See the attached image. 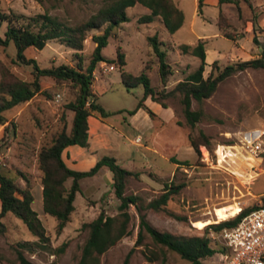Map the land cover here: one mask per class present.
<instances>
[{
    "label": "rangeland",
    "instance_id": "rangeland-1",
    "mask_svg": "<svg viewBox=\"0 0 264 264\" xmlns=\"http://www.w3.org/2000/svg\"><path fill=\"white\" fill-rule=\"evenodd\" d=\"M174 1L186 19L184 26L174 36L169 34L160 17L151 24L140 23L139 20L151 12L142 5H136L128 10L130 21L112 30L109 44L102 54L107 60H114L120 47L127 58V71L140 75L148 67L146 73L152 86L168 105V109L155 108L159 114L154 112L157 115L155 120L150 117L148 120L143 114L135 118L136 127L141 130V137H137L136 141L140 148L136 153L135 166L129 167L127 163L120 165L132 168L139 173V177L129 180L126 195H138L144 203H148L160 197L166 185L185 183L187 186L174 195L167 206L170 213L183 220L166 212L151 210L146 212L148 220L160 232L175 236H203L207 227L199 230L193 225L195 221L211 220L213 223L210 225L221 224L224 221L218 222L214 214L216 208L232 204L248 209L255 207L264 197V154L261 159H252L249 164L242 159L235 170L242 175V172L245 174L248 171L247 166L257 165L256 173H250V177L246 178L233 176L218 169L217 165L203 162L201 150L197 153L191 147L189 137L198 138L203 132L210 137L215 150L218 145H237L244 136L252 134L253 137V133L264 130V69H248L222 82L216 93L205 102L203 120L192 128L183 113L182 96L175 89L180 81L198 69L200 60L191 54H183L180 46L196 45L198 36L205 34L207 37L203 41L210 53L209 58L213 59L217 53L223 56L216 60L221 70L228 65L259 59L261 49L254 43V38L264 45V0H250V4L242 2L239 7L234 4L207 7L203 2L201 10L199 2L195 0ZM106 5L107 0H47L43 5L35 0H0V12L26 13L29 15L27 17L47 12L59 22L73 27L88 21ZM194 17H199V20L192 26ZM8 25L5 22L0 29L1 38H5ZM106 27L89 33L82 54L58 41H52L44 50L30 52L29 57L33 59L34 56L41 69L76 66L77 55H81L85 66H88L96 47L92 37L103 34ZM220 27L234 40H240L239 44L225 38L221 32L223 37L215 36ZM155 36L163 43L162 50L167 53V62L173 73L166 84L160 77L159 58L148 42L149 37ZM17 52L13 43L8 47L0 46V82L4 70L20 80L34 81L33 66L20 64ZM101 66L102 63H99L96 70ZM115 67L113 72L98 71L97 79L93 77L92 92L97 103L112 113L107 121L132 132L124 119H130L129 112L136 109L144 95V88L127 89L122 82L120 68ZM212 71L210 64L204 76L209 77ZM218 74L219 71L215 69L214 76ZM39 82L40 93L31 101L5 113L10 117L17 111L21 117L18 122L7 119L8 126L0 130V173L23 187L27 186L24 179L29 181L36 198L33 207L46 229L49 247L57 249L67 245L60 256L33 246L25 250V257L33 264H79L90 233L85 225L94 221L102 211L109 216L119 215L120 201L115 195L111 172L107 169L109 174L101 173L80 182L81 193L75 201L76 209L71 222L61 234L57 232L56 219L44 213L39 153L64 130L71 132L74 113L66 106L76 101L78 88L50 77H41ZM193 109H200L196 102ZM180 163L188 164L181 166ZM71 185L72 179L68 180L66 187L69 189ZM130 214L131 234L104 254L101 264H190L177 253L155 244L146 232L143 233V243L138 245L140 215L134 206L130 208ZM2 221L5 232L0 233V256L4 257V262L0 264H19L18 244L37 243L38 239L13 214H7ZM203 264H224L222 253L205 260Z\"/></svg>",
    "mask_w": 264,
    "mask_h": 264
},
{
    "label": "trees",
    "instance_id": "trees-1",
    "mask_svg": "<svg viewBox=\"0 0 264 264\" xmlns=\"http://www.w3.org/2000/svg\"><path fill=\"white\" fill-rule=\"evenodd\" d=\"M39 4H44L47 0H35ZM242 2L250 4V0H219V5L234 4L240 6ZM142 5L150 10V14L143 16L139 21L142 24H151L157 17L162 19V23L170 35L176 34L185 24V14L177 6L174 0H107V5L99 12L92 16L88 21L68 27L59 22L56 18L51 17L47 12L33 17L25 15L0 12V29L7 22L8 29L5 38L0 37V46L8 47L14 44L18 50L17 61L26 66H33L35 79L27 82L18 79L8 70L2 71V80L0 82V124L6 123L5 113L31 101L38 93L41 92L40 78L50 77L59 82H68L78 88V95L75 102L66 106L67 110L74 113L72 130L67 133L64 130L52 142L50 146L44 147L39 153V166L43 173V210L48 216L57 221V232L61 234L67 225L71 222L74 213L75 201L77 195L81 193L80 182L83 179L96 176L102 168L107 167L112 174L113 187L115 195L120 201L119 215L109 216L102 211L99 216L85 228L89 229V237L83 247L82 256L79 264H101V259L111 248L116 246L124 237L131 234L130 208L134 206L140 215V232L137 244L143 243L146 232L155 244L167 248L177 253L182 259L190 264H203L207 259L221 253L209 237L210 230L220 232L224 228H230L237 225L245 216L251 213L256 207L243 209L242 212L230 221L221 224L209 225L203 236H175L170 233H164L157 230L151 225L146 212H166L179 220L182 218L170 213L167 209L169 201L174 195L179 194L187 185L181 183L178 185H166L163 194L157 199L144 203L138 195H126L127 184L130 179L139 177V173L129 171L122 167L116 158L105 156L101 158L96 166L87 172H79L70 169L64 159L63 152L70 146H80L87 148L89 146V122L92 115H98L102 118H108L112 113L105 110L96 101V96L92 92L93 73L99 63L115 64L120 68L122 82L127 89L144 88V95L139 101L135 110L129 114L134 116L141 109L147 112L152 120L157 116L151 109L146 106V100L160 104L164 109L168 105L160 99V95L152 86L151 79L146 73V69L140 75H134L125 69L126 57L121 48L117 49V57L114 60H107L102 51L109 44L112 36V30L119 28L121 25L128 23L130 17L128 9ZM203 6V0H199V10ZM107 26L103 34L94 35L93 42L96 44L91 61L85 66L84 59L77 55L76 66H60L51 69H41L35 59H29L25 52L30 48L42 51L48 43L58 41L62 45L82 54L85 42L92 31H101ZM224 37L229 40L234 38L219 28ZM154 53L159 58L160 77L164 84L167 83L169 76L173 73L171 66L167 62V53L162 50L163 43L155 37L148 38ZM254 43L261 49V57L255 60L242 61L237 64L228 65L223 70L219 69L218 61H214L212 73L205 77L204 73L207 63L206 42L199 40L193 45H181L180 51L187 55L200 60L198 69L189 74L184 80L180 81L175 89L182 96L184 107V116L190 127H195L203 120L205 102L210 99L218 90L219 85L233 75L244 72L248 69H264V45ZM217 69L219 74L214 76ZM196 102L200 107L199 110L193 109ZM191 147L197 152L205 146L209 149L212 158L215 157L214 147L211 139L205 133L201 132L198 138L189 137ZM188 163H180L185 166ZM72 179V185L68 189L66 183ZM21 186L14 179L0 173V233L5 232L3 218L7 214H13L20 219L38 239L37 243H19L17 248L19 264H33L25 257V250L33 246H38L50 250L54 255L60 256L66 250V244L57 249L49 247L50 240L47 236L46 229L33 208L34 195L29 186ZM0 262H4V257L0 256Z\"/></svg>",
    "mask_w": 264,
    "mask_h": 264
},
{
    "label": "built area",
    "instance_id": "built-area-1",
    "mask_svg": "<svg viewBox=\"0 0 264 264\" xmlns=\"http://www.w3.org/2000/svg\"><path fill=\"white\" fill-rule=\"evenodd\" d=\"M115 70V65L107 66L102 63L101 68L94 71L93 77L97 79L98 71L106 73ZM256 133L258 134L255 135ZM253 134V137L252 134L244 136L237 145H218L214 150V158L209 149L202 146V161L212 166L217 165L218 169L229 175L250 177V173L257 172V165L247 166L248 171L245 174L242 172V175H238L235 170L241 165L242 159L249 164L252 159H261L264 154V130ZM248 155L251 157H247ZM255 207L237 225L220 232L211 231L209 234L215 247L221 251L224 264H264V197Z\"/></svg>",
    "mask_w": 264,
    "mask_h": 264
},
{
    "label": "crops",
    "instance_id": "crops-1",
    "mask_svg": "<svg viewBox=\"0 0 264 264\" xmlns=\"http://www.w3.org/2000/svg\"><path fill=\"white\" fill-rule=\"evenodd\" d=\"M195 1L199 2V0H195ZM203 2L206 4L207 7L209 6L217 7V5H219V0H203ZM23 15L29 16L26 13H23ZM197 18L199 17L193 18L192 26L197 24V20H199ZM157 19H160V18L157 17L155 20ZM215 36L223 37L220 34V31ZM205 37H207L205 36V34H203L202 36L199 35L198 41L203 40ZM232 41H234L236 45H238L240 42V40H232ZM34 50L40 51L35 48L28 49L25 52V55L27 56V58L29 59L31 58L29 57V55L32 54L30 52H33ZM209 57H210V53L207 50V63L210 66V64H212L216 60H220L223 56L220 53H217V56L214 57L213 59H210ZM33 59H34V56H33ZM126 63L127 65L125 69L127 70V67H128L127 58H126ZM145 104L149 109H151L155 113H156L155 108H159V109L163 108L160 104L152 101L151 99L146 100ZM139 114H143L144 117L149 120L148 114L147 113L144 114L143 109L139 110L137 114L134 116L130 115L129 120L124 119L128 123V126L132 128V132H130L129 130L124 131L123 128H120V127L117 128V126H114V124H111L110 122L107 121L108 118L104 119L95 114L90 116L88 119L89 146L87 148H83L80 146H70L66 148L65 151L63 152V159L66 165L74 171L87 172V171H90L92 168H94L101 158L105 156H110V157L116 158L119 164L124 165V163H127L129 167H134L136 153L138 152V149L140 148V144H137L136 141H137V137L138 138L141 137V134H140L141 130L136 127V121H135V118ZM20 117H21L20 112L17 113V111H14V113L11 114L10 117L8 115L5 116L6 120L9 119L10 122L13 119L16 122H18ZM8 124H9L8 121H6L5 124H0V130L6 128ZM146 148L148 150L151 149L149 147H146ZM122 167L125 168L126 166H122ZM107 169H108L107 167L102 168L98 174H101V173L109 174L108 172L109 169L108 170ZM125 169L129 171H133L132 168H125ZM35 203H36V198L34 199L33 206H35Z\"/></svg>",
    "mask_w": 264,
    "mask_h": 264
},
{
    "label": "bare ground",
    "instance_id": "bare-ground-1",
    "mask_svg": "<svg viewBox=\"0 0 264 264\" xmlns=\"http://www.w3.org/2000/svg\"><path fill=\"white\" fill-rule=\"evenodd\" d=\"M241 207L235 206V205H227L224 207H219L214 210V214L218 219V222H225L227 220H230L232 218L237 217L241 213ZM213 221H195L193 225L199 229L203 230L206 227H208Z\"/></svg>",
    "mask_w": 264,
    "mask_h": 264
}]
</instances>
